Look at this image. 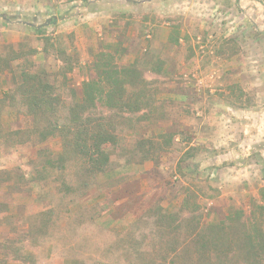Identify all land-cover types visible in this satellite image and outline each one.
<instances>
[{"label": "rangeland", "instance_id": "374dc122", "mask_svg": "<svg viewBox=\"0 0 264 264\" xmlns=\"http://www.w3.org/2000/svg\"><path fill=\"white\" fill-rule=\"evenodd\" d=\"M12 52L54 79L63 119L104 52L138 62L153 103L119 123L97 174L60 138L8 145L25 111L0 103V264H155L190 216L259 214L264 0H0V56ZM11 87L1 74L0 100ZM162 212L177 235L163 239Z\"/></svg>", "mask_w": 264, "mask_h": 264}, {"label": "trees", "instance_id": "16d2710c", "mask_svg": "<svg viewBox=\"0 0 264 264\" xmlns=\"http://www.w3.org/2000/svg\"><path fill=\"white\" fill-rule=\"evenodd\" d=\"M178 36L175 43L180 42ZM21 57L13 52L10 57L0 56V75L9 73L12 85L0 103L4 101L6 107L17 105L25 111L16 115L20 124L4 134L8 145L43 144L51 138H60L62 154L67 152L81 159L90 174L103 172L110 163L111 150L118 143L119 123L129 119L126 115L146 111L153 103L149 83L138 62L119 66L114 56L101 54L94 63L95 77L82 84L81 94L67 106L63 119L54 79L45 71L22 65ZM163 66V62L158 63L156 71L162 72ZM256 208L259 214L253 211L247 217L243 211H235L225 221L194 224L195 217L190 216L183 240L173 237L166 241L170 250L156 256L159 262L152 256L147 258L155 264H264V202ZM180 212L192 215L189 208L183 207ZM173 218L169 213H160L162 226L169 232H165L163 239L177 235L180 229L174 226Z\"/></svg>", "mask_w": 264, "mask_h": 264}, {"label": "crops", "instance_id": "0c3cea01", "mask_svg": "<svg viewBox=\"0 0 264 264\" xmlns=\"http://www.w3.org/2000/svg\"><path fill=\"white\" fill-rule=\"evenodd\" d=\"M39 1H41V0H39ZM7 2H11V0H7Z\"/></svg>", "mask_w": 264, "mask_h": 264}]
</instances>
